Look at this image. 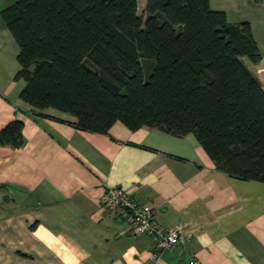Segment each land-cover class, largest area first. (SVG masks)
I'll return each instance as SVG.
<instances>
[{"label":"crops","instance_id":"obj_1","mask_svg":"<svg viewBox=\"0 0 264 264\" xmlns=\"http://www.w3.org/2000/svg\"><path fill=\"white\" fill-rule=\"evenodd\" d=\"M0 130L24 122L25 142L0 143V264H264V183L218 169L193 132L85 130L77 117L39 108L15 79L19 44L1 10ZM143 3L146 0H139ZM230 22H253L264 0H215ZM108 186L131 190L177 230L178 243L153 255L150 234L100 204Z\"/></svg>","mask_w":264,"mask_h":264},{"label":"trees","instance_id":"obj_2","mask_svg":"<svg viewBox=\"0 0 264 264\" xmlns=\"http://www.w3.org/2000/svg\"><path fill=\"white\" fill-rule=\"evenodd\" d=\"M1 14L19 44L20 96L85 130L193 132L218 169L264 183V83L243 60L261 52L250 21L210 0H17ZM92 61V63L89 61ZM9 121L0 143L24 144Z\"/></svg>","mask_w":264,"mask_h":264},{"label":"built area","instance_id":"obj_3","mask_svg":"<svg viewBox=\"0 0 264 264\" xmlns=\"http://www.w3.org/2000/svg\"><path fill=\"white\" fill-rule=\"evenodd\" d=\"M100 204L113 209L121 219L129 222L135 234H150L155 241L153 255L179 241L177 230L155 219L156 207L140 203L128 188L108 186L100 196ZM196 259L190 264H196Z\"/></svg>","mask_w":264,"mask_h":264},{"label":"rangeland","instance_id":"obj_4","mask_svg":"<svg viewBox=\"0 0 264 264\" xmlns=\"http://www.w3.org/2000/svg\"><path fill=\"white\" fill-rule=\"evenodd\" d=\"M143 2H145L143 0ZM212 5H218V2L215 0H212ZM213 7V6H212ZM143 10V3L140 1L139 3V12H141ZM251 12L254 13H259V16H254V20L253 22H251V26H252V30H253V34H254V38L257 41V44L261 50V52L263 53L262 58L256 62L253 63L251 62L248 58L243 57L244 62L246 63V65L250 68V70L258 77V79L261 81V83H264V65H262L261 63L264 61V8L260 9V10H250ZM89 61L92 63V61L89 59ZM93 64V63H92ZM260 64L262 66H260ZM94 66V64H93Z\"/></svg>","mask_w":264,"mask_h":264},{"label":"bare ground","instance_id":"obj_5","mask_svg":"<svg viewBox=\"0 0 264 264\" xmlns=\"http://www.w3.org/2000/svg\"><path fill=\"white\" fill-rule=\"evenodd\" d=\"M261 64L264 65V61H263ZM261 64H260V66H262ZM263 68H264V67H263Z\"/></svg>","mask_w":264,"mask_h":264}]
</instances>
